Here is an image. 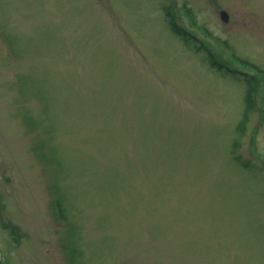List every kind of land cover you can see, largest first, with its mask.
<instances>
[{
	"label": "rangeland",
	"instance_id": "rangeland-1",
	"mask_svg": "<svg viewBox=\"0 0 264 264\" xmlns=\"http://www.w3.org/2000/svg\"><path fill=\"white\" fill-rule=\"evenodd\" d=\"M263 102L264 0H0V264H264Z\"/></svg>",
	"mask_w": 264,
	"mask_h": 264
},
{
	"label": "trees",
	"instance_id": "trees-1",
	"mask_svg": "<svg viewBox=\"0 0 264 264\" xmlns=\"http://www.w3.org/2000/svg\"><path fill=\"white\" fill-rule=\"evenodd\" d=\"M165 16L168 20V25L170 29L177 35L181 36L184 41L189 44L191 48H193L197 52H203L206 55V60L209 62L212 68L221 71L226 74H230L234 77V79L239 80V81H244L247 88H246V110L245 113L242 117V119L239 121L238 128L240 129L241 126H244L246 123V118H247V111L250 109L254 108V93L256 91L257 85H258V79L251 75L250 73H246L243 71H240L235 68H231L228 66L226 62H223L219 60L215 53L208 47L203 46L201 43H199L198 39L190 33L188 30L183 28L176 20L175 16L170 12L169 8H166V13ZM243 62L249 63V61L244 60L241 58ZM234 144V143H233ZM56 205L58 207V213L61 216H66L65 215V207L63 200L61 197L57 198L56 200ZM72 254H76L75 252L71 251Z\"/></svg>",
	"mask_w": 264,
	"mask_h": 264
},
{
	"label": "water",
	"instance_id": "water-1",
	"mask_svg": "<svg viewBox=\"0 0 264 264\" xmlns=\"http://www.w3.org/2000/svg\"><path fill=\"white\" fill-rule=\"evenodd\" d=\"M221 16L223 19L228 20V13L225 10L221 11Z\"/></svg>",
	"mask_w": 264,
	"mask_h": 264
}]
</instances>
